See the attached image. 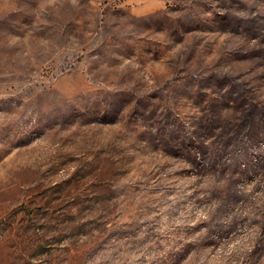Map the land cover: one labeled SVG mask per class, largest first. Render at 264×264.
Listing matches in <instances>:
<instances>
[{"label":"rangeland","instance_id":"374dc122","mask_svg":"<svg viewBox=\"0 0 264 264\" xmlns=\"http://www.w3.org/2000/svg\"><path fill=\"white\" fill-rule=\"evenodd\" d=\"M263 100L264 0H0V264H264Z\"/></svg>","mask_w":264,"mask_h":264},{"label":"trees","instance_id":"16d2710c","mask_svg":"<svg viewBox=\"0 0 264 264\" xmlns=\"http://www.w3.org/2000/svg\"><path fill=\"white\" fill-rule=\"evenodd\" d=\"M224 77H228L227 74L224 75ZM229 78V77H228ZM258 105L263 104L264 105V100L261 103H257ZM253 129H250L249 132H251L253 135L250 136V140L247 141V143H243V147L240 146V148L238 150H236V159L239 158L241 159L243 162H239L243 164L241 171V174H244L245 172H250L252 171V168L254 169L256 166H261V164H257L255 167L252 166V164H249L247 162V160H250V156L252 155V145H253V141L257 140L259 137L264 138V130H258L256 129L255 132H253ZM237 145H240L237 143ZM261 162L262 160H264V149L263 152H261ZM248 163V164H247ZM240 165V164H239ZM237 173L236 170H231L230 175L232 178L236 179L237 177Z\"/></svg>","mask_w":264,"mask_h":264}]
</instances>
